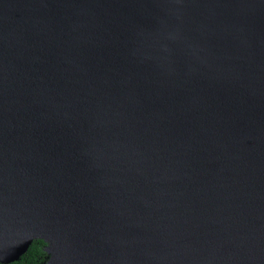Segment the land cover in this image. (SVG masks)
<instances>
[{"label": "water", "instance_id": "water-1", "mask_svg": "<svg viewBox=\"0 0 264 264\" xmlns=\"http://www.w3.org/2000/svg\"><path fill=\"white\" fill-rule=\"evenodd\" d=\"M264 264V0H0V263Z\"/></svg>", "mask_w": 264, "mask_h": 264}, {"label": "trees", "instance_id": "trees-1", "mask_svg": "<svg viewBox=\"0 0 264 264\" xmlns=\"http://www.w3.org/2000/svg\"><path fill=\"white\" fill-rule=\"evenodd\" d=\"M43 240L34 239L18 260L7 264H46V253L43 251ZM2 264V263H0Z\"/></svg>", "mask_w": 264, "mask_h": 264}]
</instances>
